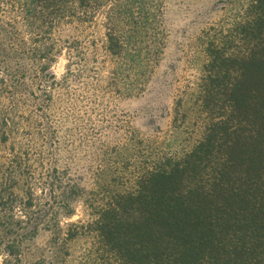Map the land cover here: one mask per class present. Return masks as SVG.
<instances>
[{
    "label": "trees",
    "instance_id": "1",
    "mask_svg": "<svg viewBox=\"0 0 264 264\" xmlns=\"http://www.w3.org/2000/svg\"><path fill=\"white\" fill-rule=\"evenodd\" d=\"M160 12L157 0H0L2 264H264V0L197 36L199 76L171 111L170 135L199 134L189 148L119 123L123 141L108 145L92 124V188L71 172L78 126L63 123L91 122L71 82L91 81L94 97L140 94L164 47ZM98 17L101 39L89 32ZM40 231L47 244L31 250Z\"/></svg>",
    "mask_w": 264,
    "mask_h": 264
},
{
    "label": "rangeland",
    "instance_id": "2",
    "mask_svg": "<svg viewBox=\"0 0 264 264\" xmlns=\"http://www.w3.org/2000/svg\"><path fill=\"white\" fill-rule=\"evenodd\" d=\"M160 2V19L164 30V47L162 54L152 68L143 91L130 97H108L100 93L94 97L91 90V81L78 84L71 82L70 91L74 93L75 113L77 117L90 118V121L74 120L63 123L62 128L73 130L71 147L72 159L68 160L71 172L81 181L80 184L90 189L93 186V171L98 163L97 143H93L92 137L87 133L90 125L101 131L100 139L108 144L123 141L122 130H115L114 126H124L143 139L156 138L161 142H174L171 147L180 151L183 147L189 148L199 134L195 133L185 142V136L175 137L170 135L171 111L176 96L188 83L196 81L199 76L201 58L196 41L200 31L210 24L232 17L241 13L245 8L246 0H157ZM102 18L98 17L96 25L89 32L92 37L101 39L103 35ZM71 34L65 29L61 37ZM100 45V44H99ZM97 55L99 46L97 42ZM94 53H90L91 56ZM66 60L62 54L52 66V72L57 80L65 71ZM59 92V91H58ZM55 93L54 113L58 119L65 107L61 101L64 95ZM82 96V97H80ZM87 116V117H86ZM76 124V125H75ZM89 135L88 140L79 142V135ZM85 138V137H84ZM187 139V138H186ZM65 153L61 154L65 161ZM63 156V157H62ZM81 203L76 207V215L72 220L83 218ZM49 239V233L40 231L36 237L28 243L31 250L43 248Z\"/></svg>",
    "mask_w": 264,
    "mask_h": 264
},
{
    "label": "clouds",
    "instance_id": "3",
    "mask_svg": "<svg viewBox=\"0 0 264 264\" xmlns=\"http://www.w3.org/2000/svg\"><path fill=\"white\" fill-rule=\"evenodd\" d=\"M2 259H3V258H2V257H0V264H2Z\"/></svg>",
    "mask_w": 264,
    "mask_h": 264
}]
</instances>
